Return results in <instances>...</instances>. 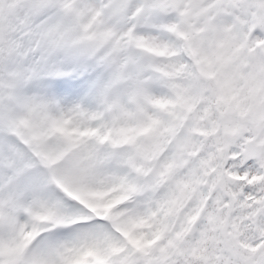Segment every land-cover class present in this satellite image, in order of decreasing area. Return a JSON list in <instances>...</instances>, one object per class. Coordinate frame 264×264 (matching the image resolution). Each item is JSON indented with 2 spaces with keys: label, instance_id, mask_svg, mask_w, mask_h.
<instances>
[{
  "label": "snow or ice",
  "instance_id": "obj_1",
  "mask_svg": "<svg viewBox=\"0 0 264 264\" xmlns=\"http://www.w3.org/2000/svg\"><path fill=\"white\" fill-rule=\"evenodd\" d=\"M0 264H264V0H0Z\"/></svg>",
  "mask_w": 264,
  "mask_h": 264
}]
</instances>
